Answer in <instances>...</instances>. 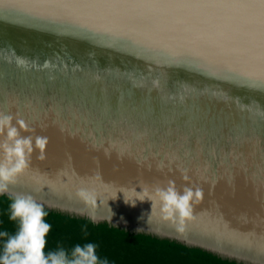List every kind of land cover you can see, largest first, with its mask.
Wrapping results in <instances>:
<instances>
[{
  "label": "water",
  "instance_id": "water-1",
  "mask_svg": "<svg viewBox=\"0 0 264 264\" xmlns=\"http://www.w3.org/2000/svg\"><path fill=\"white\" fill-rule=\"evenodd\" d=\"M0 110L49 139L11 189L44 205L46 250L264 264V0H0ZM168 180L204 193L183 231L119 192Z\"/></svg>",
  "mask_w": 264,
  "mask_h": 264
},
{
  "label": "clouds",
  "instance_id": "clouds-1",
  "mask_svg": "<svg viewBox=\"0 0 264 264\" xmlns=\"http://www.w3.org/2000/svg\"><path fill=\"white\" fill-rule=\"evenodd\" d=\"M50 66L48 61L43 65L44 68ZM0 138V196H10L8 215L16 225L15 232L0 231V264H109L98 256L94 243L76 245L70 252L62 247L45 251L52 227L45 219L48 212L32 194H12L11 189L31 168L34 153L37 159H45L49 139L36 134V129L18 114L3 110H0ZM139 187L142 189L140 192L131 189L133 197H126L124 191L119 192L123 193L125 202L133 206L137 200L151 201L150 216L156 214L158 208L160 219L177 223L181 226L180 231H183L185 221L194 219V206L204 196L200 187L184 186L181 190L173 180H168L165 186ZM77 195L94 202L97 193L85 187L80 188Z\"/></svg>",
  "mask_w": 264,
  "mask_h": 264
},
{
  "label": "trees",
  "instance_id": "trees-1",
  "mask_svg": "<svg viewBox=\"0 0 264 264\" xmlns=\"http://www.w3.org/2000/svg\"><path fill=\"white\" fill-rule=\"evenodd\" d=\"M0 244H2V242H0ZM45 251L48 252L49 250H45ZM109 264H116V263L109 262Z\"/></svg>",
  "mask_w": 264,
  "mask_h": 264
}]
</instances>
